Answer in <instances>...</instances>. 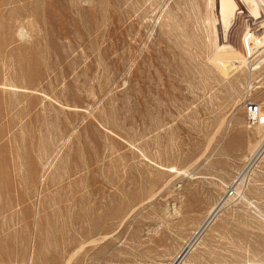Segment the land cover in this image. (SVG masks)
Segmentation results:
<instances>
[{
  "label": "rangeland",
  "instance_id": "1",
  "mask_svg": "<svg viewBox=\"0 0 264 264\" xmlns=\"http://www.w3.org/2000/svg\"><path fill=\"white\" fill-rule=\"evenodd\" d=\"M234 1L0 0V264L173 262L264 136ZM239 189L181 264H264V154Z\"/></svg>",
  "mask_w": 264,
  "mask_h": 264
},
{
  "label": "bare ground",
  "instance_id": "2",
  "mask_svg": "<svg viewBox=\"0 0 264 264\" xmlns=\"http://www.w3.org/2000/svg\"><path fill=\"white\" fill-rule=\"evenodd\" d=\"M238 1L241 2V3H246L247 2V3L251 4L252 10H248L247 9L248 13H249V17L251 19H254V20H259L260 19V13L261 12H260L258 6L256 5V3L253 0H238ZM262 2H264V1H262ZM208 3H210V2H208ZM236 4H237V2H235L234 0H220V2H219V13H224L226 15L225 16L226 18L221 21L225 33H228L230 28H231L232 19H231L230 16L236 15V13H237V5ZM262 8H264V7H262ZM256 36L257 35L251 34L249 31L245 32V34H244V36L242 38V44L245 46V48L247 49L248 52L254 51L255 48L257 47L258 44H255V42L253 40V38H255ZM212 46H213V44H212ZM234 54H236V51L230 45H223V46L219 45V46L215 47L214 55L229 56V55H234ZM262 64H264V57H261V59L258 60L256 66H259V65H262ZM230 66H231V68H237V62L232 61L230 63ZM256 66H254L253 69H255ZM243 108H244V105H243ZM255 128H256V130H257V128H259V130L262 131L261 129L264 128V127L257 126ZM257 131L255 132L256 134H257ZM259 138H260L259 142H257L254 146H252L249 149L248 156L246 157V160H245L246 164H245L243 170L237 175V177L234 179V181L229 186L228 190L224 193V195L220 198V200L217 201L214 205H212V207L207 212V215H206L204 221L200 225L195 227L196 230H195V232H193V234L191 233L193 235L192 239L185 245V247L181 250L180 253L178 252L179 254L173 260V262L169 263V264H181V262H182L183 258L185 257V255L191 250L192 245H193L195 239L197 238V236L204 229L208 228V226L210 225L212 220H214L215 216L217 215V213L219 212L221 207L225 204L226 201H228V199L230 197H232L233 195L234 196L236 195L237 197L243 199L242 193H241L239 188L243 184V181H244V179H245V177L247 175V171H248V169L250 167V164L253 161H255L256 159H258L262 154H264V136L260 135ZM183 173H184V171H183ZM260 216H261V219H264V216H262V214ZM105 239H106V237L103 236L101 241L105 240ZM90 242H92V243L94 242L95 243V241H90ZM81 246H83V245H81ZM82 248L83 247L79 248V250H81ZM66 264H69V261Z\"/></svg>",
  "mask_w": 264,
  "mask_h": 264
},
{
  "label": "built area",
  "instance_id": "3",
  "mask_svg": "<svg viewBox=\"0 0 264 264\" xmlns=\"http://www.w3.org/2000/svg\"><path fill=\"white\" fill-rule=\"evenodd\" d=\"M245 126L253 130L257 126L264 127V106L259 103L247 101L244 104Z\"/></svg>",
  "mask_w": 264,
  "mask_h": 264
}]
</instances>
